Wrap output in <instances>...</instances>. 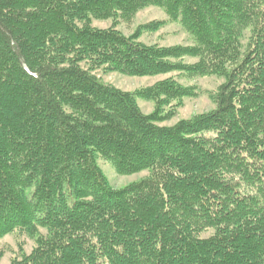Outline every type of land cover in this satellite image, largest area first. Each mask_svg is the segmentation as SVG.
I'll list each match as a JSON object with an SVG mask.
<instances>
[{
	"label": "trees",
	"instance_id": "trees-1",
	"mask_svg": "<svg viewBox=\"0 0 264 264\" xmlns=\"http://www.w3.org/2000/svg\"><path fill=\"white\" fill-rule=\"evenodd\" d=\"M150 7L167 20L116 29ZM167 23L191 46L139 42ZM99 71L224 82L213 110L162 127L192 87L126 93ZM99 160L148 175L113 189ZM12 233L34 248L10 264H264V0H0V239Z\"/></svg>",
	"mask_w": 264,
	"mask_h": 264
},
{
	"label": "rangeland",
	"instance_id": "rangeland-1",
	"mask_svg": "<svg viewBox=\"0 0 264 264\" xmlns=\"http://www.w3.org/2000/svg\"><path fill=\"white\" fill-rule=\"evenodd\" d=\"M165 14L157 8H147L140 11L132 22L129 24H120L117 30L125 37L131 36L136 29L141 25H146L153 21H166ZM92 27L96 29L105 30L111 27L110 21H94ZM139 42L147 46L158 45L160 47H175V46H191L192 41L184 30L177 24L167 23L163 28L155 33L143 34L139 38ZM187 64H193L194 59L186 58L184 60ZM97 77L103 84L110 85L122 92L133 93L142 88H147L156 83L173 77L183 87H192L195 96L186 98L182 106L176 111L174 118L160 124L162 127H170L181 120H188L197 115L208 113L214 109L213 95L216 93L218 87L223 84L224 79L215 76L196 77L186 79L179 76L177 73L156 77H126L117 73L103 74L100 71L96 73ZM138 107L145 115L153 112V104L138 100ZM98 164L109 181L113 189H121L131 183H135L145 178L147 172L121 177L118 176L114 169L103 161H98ZM41 233H43L41 231ZM44 234V233H43ZM210 233L203 235L206 238ZM34 248V242L28 239L25 235H18L12 233L0 239V264H10V262L17 258L21 253L29 254Z\"/></svg>",
	"mask_w": 264,
	"mask_h": 264
}]
</instances>
